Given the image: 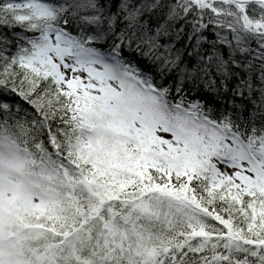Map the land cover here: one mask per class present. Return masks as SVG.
Segmentation results:
<instances>
[{"label":"snow or ice","instance_id":"1","mask_svg":"<svg viewBox=\"0 0 264 264\" xmlns=\"http://www.w3.org/2000/svg\"><path fill=\"white\" fill-rule=\"evenodd\" d=\"M0 264H264V0H0Z\"/></svg>","mask_w":264,"mask_h":264}]
</instances>
